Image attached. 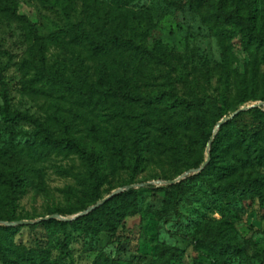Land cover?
I'll list each match as a JSON object with an SVG mask.
<instances>
[{
    "label": "rangeland",
    "instance_id": "obj_1",
    "mask_svg": "<svg viewBox=\"0 0 264 264\" xmlns=\"http://www.w3.org/2000/svg\"><path fill=\"white\" fill-rule=\"evenodd\" d=\"M177 1L133 0L116 7L112 0H15L19 13L45 39L44 62L50 71L57 65L68 77L72 71L88 73L93 86L111 81L116 89L143 95L165 89L169 77L172 90L179 96L215 98L224 108V117L259 103L263 104L259 110L264 113V65H253L239 36L232 33L233 26L214 28L204 19L209 10L205 5L195 11L187 6L189 0H180L183 7L176 6ZM255 1L256 24L264 27V0ZM226 7L245 13L240 2L226 0ZM93 23L105 31L118 30L125 40L134 41L153 57L139 56L132 62L126 51L123 56L112 55L102 69L101 62L91 60L85 48L72 45L67 34L75 25L93 32ZM39 56V45L29 40L27 29L0 14V72L4 85H0V107L7 104L11 112L27 113L45 124L55 137L68 129L98 158L104 177V198L126 186H146L135 189L138 213L126 217L114 233L87 235L66 228L58 229L52 236L41 226H16L12 227L15 231L11 246L41 247L49 251L51 258L60 257L70 264H92L98 256L119 264H148L156 247L163 244L182 250L187 264H211L194 248L208 238L209 229H219L233 246L224 264H264V203L250 198L228 203L193 178L195 174L185 178L177 213L169 205L166 208L167 194L161 189L167 186L159 183L174 181L194 170L187 169L189 158L185 154L151 151L137 163L131 151L133 115L144 116L146 125H150L146 130L151 142L166 123L161 111L151 115L140 105L118 99L115 105L125 115L119 118L111 101L108 108L95 106L97 98L91 106L82 107L68 95L28 93L23 83L35 77L30 63H37ZM113 69L116 80L112 78ZM237 123L240 128L257 124L251 112L242 115ZM35 131L28 123H7L0 118V151L12 136L16 149L27 159ZM116 146L122 148L119 158ZM206 148L191 159L203 158L204 163ZM40 154L33 157L31 170L20 184L24 194L5 206L7 213L13 211L14 217L21 219L13 223L38 221L54 215L56 210L69 211L86 204L81 203L86 164L78 156L66 153ZM261 172L264 174V170Z\"/></svg>",
    "mask_w": 264,
    "mask_h": 264
},
{
    "label": "trees",
    "instance_id": "obj_2",
    "mask_svg": "<svg viewBox=\"0 0 264 264\" xmlns=\"http://www.w3.org/2000/svg\"><path fill=\"white\" fill-rule=\"evenodd\" d=\"M44 1V0H43ZM133 0H112L116 7L126 6ZM240 2L245 10L241 14L238 8H227L226 0H189L187 6L199 11L202 6L209 10L204 13V19L212 27L233 26L232 33L239 36L242 49L248 54L253 65H264V27L256 24L257 5L255 0H231ZM176 6L183 7L180 0ZM0 14L5 15L22 24L28 31L29 40L39 45L38 62H31V70L36 71L33 79L23 83V89L35 95L51 93L68 95L76 99L82 107L91 106L96 99L95 106L106 105L111 101L115 105L121 99L129 105H140L153 115L161 111L166 123L158 129V137L149 141L144 116L133 115L135 125L132 129V153L138 163L148 152L167 154H185L190 162L187 169H197L203 158L191 157L198 152H204L213 135L215 125L225 116L224 108L215 98L210 96L191 95L190 98L179 96L172 90V80L167 78L166 88L158 93L138 94L130 89H116L111 81L103 82L98 87L89 83L88 73L72 71L68 77L64 70L57 65L53 70L46 69L44 62L45 39L37 34L36 26L27 17L19 13L15 0H0ZM94 31H86L81 26H73L67 34L72 45L87 50L91 60H98L103 66L112 55L123 56L129 51L128 58L133 62L139 56L152 58V54L139 47L132 40H125L118 30L105 31L93 23ZM226 29H223V32ZM225 34V33H223ZM158 58H156L157 60ZM100 71L99 68H97ZM112 78L116 80L115 69ZM0 85H3L0 72ZM245 102V101H242ZM117 117L125 115L116 105ZM251 112L257 124L249 127H239L238 119L245 113ZM0 118L7 123L24 122L35 127V141L28 145V158L24 159L22 152L16 149L10 137L9 144L0 151V222H12L16 219L7 213L5 206L15 203L24 194L22 181L30 172L29 163L33 157L49 152L66 153L78 156L87 167V178L84 184L83 199L86 203L80 208L69 211L56 210L53 214L66 217L84 211L96 204L104 197L101 188L104 177L101 174L98 158L89 152L82 142L70 134L66 129L55 137L48 127L37 121L27 113L11 112L7 104L0 107ZM185 143V144H184ZM118 158L122 155V148L116 146ZM210 160L207 166L193 178L199 180L219 199L228 203L246 198L257 199L264 203V113L259 108H252L241 112L233 119L224 123L215 134L209 150ZM136 163V164H137ZM185 179L175 185L162 188L167 194V207L177 213V203L184 195L182 189ZM109 194V193H107ZM5 203L6 205H3ZM12 210V207H8ZM166 208L164 210H166ZM138 198L136 190H129L109 199L90 214L70 222L56 220L35 223L19 228L43 227L52 236L58 229L72 228L87 235L100 233H114L118 230L126 217L138 213ZM15 229L0 226V263L1 264H70L62 258H51L49 251L43 248H25L11 246ZM208 238L199 243L195 252L206 257L211 264H224L229 256V249L233 247L219 229L208 230ZM92 264H119L114 259L98 256ZM148 264H187L184 252L176 247L158 245L154 258ZM200 264V263H194Z\"/></svg>",
    "mask_w": 264,
    "mask_h": 264
},
{
    "label": "water",
    "instance_id": "obj_3",
    "mask_svg": "<svg viewBox=\"0 0 264 264\" xmlns=\"http://www.w3.org/2000/svg\"><path fill=\"white\" fill-rule=\"evenodd\" d=\"M263 104L259 103L256 105H253L251 107H243L239 110H237L236 112H234L231 116L229 117H223L216 125L213 135L211 137V139L208 142L207 148H206V159L204 161V163L198 168V169H194V170H190L187 173L183 174L182 176H180L178 179L174 180V181H167V182H160L159 184L164 185V186H170V185H175L177 183H179L180 181L184 180L186 177L191 176V175H195L200 173L209 163L210 160V156H209V150H210V145L211 142L215 136V134L217 133L218 129L227 121L233 119L236 115H238L241 112H245L249 109L252 108H260ZM146 184L143 185H131V186H126L123 187L121 189L115 190L112 193H110V195H108L107 197H105L104 199H102L101 201L97 202L95 205L89 207L88 209H86L85 211L74 215L71 218H64L58 214H54L50 217L44 218V219H40L38 221H20V222H15V223H11V222H0V226L6 227V228H12V227H16V226H28V225H33L35 223H39V222H45V221H51V220H56V221H60V222H70L73 220H76L80 217H84L88 214H90L91 212H93L95 209L99 208L100 206H102L104 203H106L109 199H111L112 197L119 195L121 193H124L126 191L129 190H133V189H137V188H141V187H145Z\"/></svg>",
    "mask_w": 264,
    "mask_h": 264
}]
</instances>
